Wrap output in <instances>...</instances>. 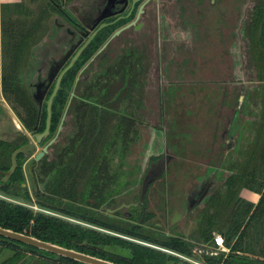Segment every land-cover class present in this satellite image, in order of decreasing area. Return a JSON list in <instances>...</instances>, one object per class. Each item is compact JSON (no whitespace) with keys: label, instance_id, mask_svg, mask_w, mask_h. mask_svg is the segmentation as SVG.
<instances>
[{"label":"trees","instance_id":"trees-1","mask_svg":"<svg viewBox=\"0 0 264 264\" xmlns=\"http://www.w3.org/2000/svg\"><path fill=\"white\" fill-rule=\"evenodd\" d=\"M62 1L0 5V90L15 116L31 132L44 130L46 101L54 86L49 87L43 100L37 99L34 87L42 79L33 53L36 47L47 44L49 28L56 27L54 17L71 14L70 0H65V5ZM248 20L246 38L258 81L250 91L260 104V114L253 120V140L227 153L230 175L223 188L211 193L205 202L195 243L183 235L167 233L155 223L147 224L155 217L148 210L147 199L152 182L141 200L139 193L132 203L119 208L126 211L106 210L117 207L116 202L123 200L124 192L133 185L126 157L137 138V129H132L136 120L133 111L142 106L137 76L141 59L135 55L133 69L124 48L121 61L110 64L107 59H99L96 68L90 65L73 85L79 70L125 20L102 28L63 75L52 101L50 136L73 89L74 96L57 141L34 168L32 194L23 176V154L17 155V167L6 182L0 176V192L4 195L0 198V227L117 264H190L179 255L206 264H264V245L257 248L254 242L264 234V0L253 6ZM250 91L244 94L248 96ZM17 147L0 139V170L9 169L11 152ZM158 158L151 156L148 166ZM244 188L260 195L256 204L238 196ZM20 200L33 202L38 210ZM226 204L231 205L228 215L232 218L220 233L228 253H197L199 248L213 246L215 217ZM0 264L84 263L0 236Z\"/></svg>","mask_w":264,"mask_h":264},{"label":"rangeland","instance_id":"rangeland-1","mask_svg":"<svg viewBox=\"0 0 264 264\" xmlns=\"http://www.w3.org/2000/svg\"><path fill=\"white\" fill-rule=\"evenodd\" d=\"M257 1H147L145 15L138 19L142 24L137 34L147 44L142 123L128 156L133 185L116 203H132L141 193L145 176L153 173L147 199L148 210L155 217L147 224L155 223L167 233L180 230L177 217L190 208H194L191 219H196L211 193L222 189L230 175L227 151L253 140V120L260 114V104L250 90L248 96L243 93L246 85L258 83L246 38L248 19ZM40 46L35 48L34 57L43 82L36 88L44 94L49 70L46 62L52 54L45 45ZM1 95L0 139L17 143L22 127ZM41 149L42 145L36 146L32 156ZM153 155L159 158L149 167L148 159ZM0 198H4L1 192ZM198 201L199 205H194ZM20 202L38 210L33 202ZM219 210L215 234H221L232 218L228 215L231 205ZM257 240V248L264 245V234Z\"/></svg>","mask_w":264,"mask_h":264},{"label":"flooded vegetation","instance_id":"flooded-vegetation-1","mask_svg":"<svg viewBox=\"0 0 264 264\" xmlns=\"http://www.w3.org/2000/svg\"><path fill=\"white\" fill-rule=\"evenodd\" d=\"M147 1H154V0H70L68 3V8L71 10V14H64V17H54L53 21L56 25V27H50L48 30L47 38L48 42L45 44L44 48H49L51 51L52 56L47 60V67H48V73L45 78L46 80V90L45 93L48 91L49 87L54 84L51 94L49 95L47 101L52 96L56 82L59 80L58 88L55 92V94L52 97L51 104H50V117H49V125H48V132L47 135L42 137L39 141L36 138L37 134H41L45 131L46 125H47V118H48V110H47V101H46V123L45 128L41 132H31L28 131L19 121L22 129H19V136H18V142L15 143L20 148L27 143H32L33 148L31 150H28L26 152H21L19 154H23L25 156L24 160L22 161L21 167L23 170V176L25 181L26 180V174L29 178V181L31 183V189L32 185L35 182V174H34V168L36 167L37 162L46 154L49 153L51 150V146L57 141L59 137V132L64 127V121L66 120L67 116V107L70 103V99L74 96V89L70 92L69 99L67 101V104L65 106V109L62 113V116L59 120L57 129L55 133L50 136V123H51V106L53 98L55 97L59 86L61 79L63 75L76 63L79 56L83 52V50L89 45L91 40L94 38V36L104 27L112 25L117 23L118 21L125 20L127 21L125 24L121 25L120 27L116 28L111 35L108 37V39L94 52V54L89 58V60L83 65V67L79 70L77 76L74 80V85L78 82L80 78H82L84 70L90 68L91 66L93 68H96L97 61L99 59H107L108 63L118 62L121 61V58L125 52L124 48L128 51V59L130 58V61L133 64V69L135 67V64L133 63V58L135 55L138 54V56L141 59V65L137 64L138 67H140V70L138 73V78L141 83V89L140 94L138 95L139 99H142V85H143V70H144V62H145V53L144 50L147 48V44L145 41L142 40V38L139 37L137 32H140V27H134V25H130L131 23L137 22L139 24L141 21L138 20V12L140 10V7L144 5ZM259 2V0L256 2V4ZM62 5H65V0L62 1ZM145 15V13L143 14ZM141 15V16H143ZM140 17V16H139ZM130 25L128 28L124 29V27ZM123 28V29H122ZM122 29L118 34H115L116 31ZM112 47L108 49V45L110 43H113ZM42 46H40L41 48ZM128 47V48H126ZM136 48V49H135ZM35 52L33 53V57L35 56ZM74 59V60H73ZM35 61V57H34ZM36 62V61H35ZM39 65V63H38ZM91 65V66H90ZM136 65V66H137ZM68 67V68H67ZM67 68V69H66ZM66 69V70H65ZM64 71V72H63ZM134 71V70H133ZM63 72V73H62ZM62 73V74H61ZM61 75V76H60ZM43 82V81H40ZM38 82V83H40ZM36 83V84H38ZM34 87V92H36L37 99L39 98V94H41L37 89ZM44 94H42L41 100L44 98ZM39 100V101H41ZM141 107H138L135 111H133V118L136 120L133 121L132 129H137V138L139 137L140 133V125L142 123V120L140 118L141 113ZM131 112V111H129ZM161 110H160V119L161 116ZM18 119V118H17ZM245 121V120H244ZM242 122V121H241ZM239 133H243L242 130H240V125L238 126ZM237 129V130H238ZM242 135V134H241ZM136 138V140H137ZM136 140L131 144L130 149L128 151L126 159L128 160L129 153L131 152L133 146L136 144ZM8 141V140H7ZM11 142V141H10ZM42 145L41 151L46 146V151L42 154V156L39 159H36V153L32 156V153L34 152L36 146ZM15 148V149H17ZM14 149V150H15ZM13 150V151H14ZM12 151V152H13ZM11 152V153H12ZM10 166H11V155H10ZM16 167H17V156H16ZM15 167V169H16ZM10 168V167H9ZM3 171V170H1ZM7 171V170H5ZM15 171V170H14ZM13 171V172H14ZM13 174V173H12ZM11 174V175H12ZM9 176V178L11 177ZM1 180L3 178V175L0 174ZM151 173L147 174L142 182V189L144 186V183L147 182V180L150 178ZM8 178V179H9ZM7 179V180H8ZM6 180V181H7ZM3 181V180H2ZM3 181V182H6ZM150 184V183H149ZM148 184V185H149ZM148 187V186H147ZM147 189V188H146ZM146 192V191H145ZM142 193V190H141ZM140 193V197H141ZM32 194V192H31ZM141 199V198H140ZM121 206H117L114 209H106L109 211H114L119 209Z\"/></svg>","mask_w":264,"mask_h":264},{"label":"water","instance_id":"water-1","mask_svg":"<svg viewBox=\"0 0 264 264\" xmlns=\"http://www.w3.org/2000/svg\"><path fill=\"white\" fill-rule=\"evenodd\" d=\"M144 13H145V8H144V5H142L140 7L139 12H138V17L137 18H139V16L143 15ZM141 24H142L141 22L139 24H137V22H135L134 24L131 23L130 25H134V27L136 28V27H140ZM130 25L124 27V29L128 28ZM122 29L116 31L115 34H118ZM59 78H58V80L56 82V85H55V88H54L52 96L47 101V103H48V105H47V110H48L47 125H46V129H45V131L43 133L36 135V138H37L38 141L42 137L47 135L48 125H49V117H50V104H51L52 97H53V95L55 94V92H56V90L58 88V83H59V80H60ZM252 86H253V84H250V86L246 85L245 91H249L250 89H252ZM41 97H42V94H39V98L38 99L41 100ZM32 148H33V144L29 142L26 145L15 149L11 153V166H10V168L7 171H1L0 170V174L3 175V178H2L3 181H6L9 178V176L13 173V171L15 170V167H16V156L19 153L26 152L28 150H31ZM45 151H46V146L43 148L42 152H40V153H38L36 155V159H39ZM152 174L153 173H151V175ZM150 178H153V177L150 176ZM150 178L147 180V182L144 183V186H143V189H142V193H141V197H140L141 199H142V197H143V195H144V193L146 191V188H147V186H148V184L150 182ZM0 236L8 238V239L15 240V241H18V242H21V243H24L26 245L33 246V247L41 249V250L48 251L50 253H53V254H56V255H59V256H63V257H66L68 259H72L74 261H78V262H81V263H84V264H117V263H114V262H111V261H108V260H104V259H101V258H98V257H94V256H91V255H88V254H85V253H81V252L75 251L73 249H68V248H65V247L50 243V242H46V241L37 239L35 237L23 234V233L15 232V231H12L10 229L3 228V227H0Z\"/></svg>","mask_w":264,"mask_h":264},{"label":"crops","instance_id":"crops-1","mask_svg":"<svg viewBox=\"0 0 264 264\" xmlns=\"http://www.w3.org/2000/svg\"><path fill=\"white\" fill-rule=\"evenodd\" d=\"M17 0H0V5L2 3H12V2H16ZM0 50H1V47H0ZM0 70H1V54H0ZM1 72V71H0ZM1 75V74H0ZM0 94H1V90H0ZM2 97V95H1ZM235 146V145H234ZM234 146H232L228 151L227 153L232 149L234 148ZM245 191H248L250 193L248 194H245ZM240 196L246 200V201H249V202H252L253 204H256L259 200V197L260 195L258 193H255L249 189H242L241 192H240ZM195 197H194V201H195ZM193 201V202H194ZM200 201V199H199ZM197 202L196 204L194 205H199L200 202ZM190 202V201H189ZM193 202L191 204H189L190 206H192ZM199 207V206H198ZM194 208H190L188 211L184 212L183 214H180L178 215V219L177 221H180L179 224H180V230L179 231H176L175 233L177 234H180V235H183L186 239L189 238V239H196V229H197V226H198V221H199V218H200V213L199 215L197 214L196 216V219H191V215L194 213L193 212ZM201 210H202V207H201ZM215 235V232H213V237ZM191 240V241H192ZM193 242V241H192ZM211 245H213V239H212V243ZM208 246V245H207Z\"/></svg>","mask_w":264,"mask_h":264},{"label":"built area","instance_id":"built-area-1","mask_svg":"<svg viewBox=\"0 0 264 264\" xmlns=\"http://www.w3.org/2000/svg\"><path fill=\"white\" fill-rule=\"evenodd\" d=\"M229 249L225 246L224 237L221 234H215L213 237V246L207 248H201L200 250L196 251L197 253H205L208 255H217L218 253H228ZM183 260L189 262L190 264H206L202 261L197 259L180 256Z\"/></svg>","mask_w":264,"mask_h":264}]
</instances>
